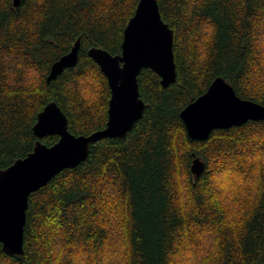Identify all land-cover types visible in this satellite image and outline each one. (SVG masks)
<instances>
[{
  "label": "trees",
  "instance_id": "16d2710c",
  "mask_svg": "<svg viewBox=\"0 0 264 264\" xmlns=\"http://www.w3.org/2000/svg\"><path fill=\"white\" fill-rule=\"evenodd\" d=\"M138 1L0 0V168L33 151V126L51 101L76 135L106 126L110 87L88 50L120 54ZM158 2L174 30L176 81L164 87L141 71L143 117L30 195L24 252L0 242V264H178L202 248L200 264L264 262V119L201 140L180 116L218 76L264 105V0ZM79 39L77 64L48 81ZM195 157L205 163L199 175Z\"/></svg>",
  "mask_w": 264,
  "mask_h": 264
},
{
  "label": "water",
  "instance_id": "95a60500",
  "mask_svg": "<svg viewBox=\"0 0 264 264\" xmlns=\"http://www.w3.org/2000/svg\"><path fill=\"white\" fill-rule=\"evenodd\" d=\"M13 3L19 8L21 0H13ZM80 47L79 39L68 53L53 63L48 81L66 67L77 64ZM88 54L108 79L111 96L107 124L88 135H76L69 130V119L57 102H49L38 113L33 130L40 139L33 151L10 166L0 168V242L7 254L24 252L30 195L62 170L86 160L92 145L101 139L127 136L143 117L146 102L139 89L141 71L145 68L154 70L164 87L177 79L174 30L163 20L158 0L138 1L124 29L120 54H112L100 47L90 48ZM180 116L191 139L205 140L215 129L264 119V105L240 97L231 83L218 76L203 94L181 110ZM48 135H58L59 139L49 146L41 141ZM204 168L205 163L195 157L192 173L199 175Z\"/></svg>",
  "mask_w": 264,
  "mask_h": 264
},
{
  "label": "rangeland",
  "instance_id": "374dc122",
  "mask_svg": "<svg viewBox=\"0 0 264 264\" xmlns=\"http://www.w3.org/2000/svg\"><path fill=\"white\" fill-rule=\"evenodd\" d=\"M209 239H210V236H209ZM210 241V240H207L206 243ZM210 243V242H209ZM205 249H208L209 247L206 246L204 247ZM205 254L204 252V249H200L198 251H189L187 252L183 257L179 258L178 259V264H200V261H201V257L202 255ZM185 257V258H184Z\"/></svg>",
  "mask_w": 264,
  "mask_h": 264
}]
</instances>
